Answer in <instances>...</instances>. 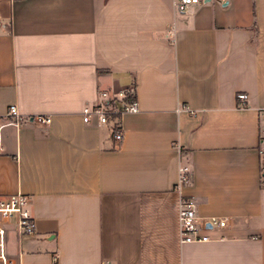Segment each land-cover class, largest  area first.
<instances>
[{"label":"crops","instance_id":"0c3cea01","mask_svg":"<svg viewBox=\"0 0 264 264\" xmlns=\"http://www.w3.org/2000/svg\"><path fill=\"white\" fill-rule=\"evenodd\" d=\"M131 88L120 142L83 123ZM10 101L29 121L1 130L0 196H29L36 226L6 224L19 264H264V0H0V118ZM180 196L228 226L180 244Z\"/></svg>","mask_w":264,"mask_h":264},{"label":"built area","instance_id":"2783aa9c","mask_svg":"<svg viewBox=\"0 0 264 264\" xmlns=\"http://www.w3.org/2000/svg\"><path fill=\"white\" fill-rule=\"evenodd\" d=\"M204 0H174V8L177 14H185L193 5H199ZM224 3L225 0H217ZM121 100L109 96L105 92L98 95L96 103L91 107H85L82 111V121L85 124L95 119L98 125L112 122L113 129L116 131L112 137L115 142L122 140V133L115 124L114 116L123 113H136L138 106L134 98L133 88L120 94ZM247 106V95L239 93L236 95V107L240 110ZM182 111L189 112L188 108L181 107ZM258 142L257 155L259 158L260 172L264 177V108L258 110ZM29 121L28 118L21 116L14 101L7 104L4 117L0 118V155L3 152L1 130L8 125L19 126ZM39 125H48V117L36 116L32 118ZM190 170L187 166H180L178 169L175 190L181 194L184 186L190 182ZM31 198L27 195L17 193L10 196H0V264H19L16 259L9 255L7 249V230L6 224L13 223L19 238L31 237L35 235V221L30 213ZM178 239L180 244H196L210 241L208 232L220 231L229 224L226 216L202 217L198 214L197 203L191 197L180 196L177 211Z\"/></svg>","mask_w":264,"mask_h":264},{"label":"trees","instance_id":"16d2710c","mask_svg":"<svg viewBox=\"0 0 264 264\" xmlns=\"http://www.w3.org/2000/svg\"><path fill=\"white\" fill-rule=\"evenodd\" d=\"M114 118L116 119V118H118V116H114ZM116 131V129L114 128L113 129V133Z\"/></svg>","mask_w":264,"mask_h":264}]
</instances>
